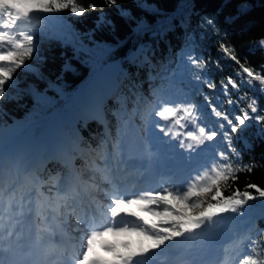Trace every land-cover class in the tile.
<instances>
[{
    "label": "snow or ice",
    "instance_id": "snow-or-ice-1",
    "mask_svg": "<svg viewBox=\"0 0 264 264\" xmlns=\"http://www.w3.org/2000/svg\"><path fill=\"white\" fill-rule=\"evenodd\" d=\"M133 2L137 8H151L141 0ZM106 3L113 7L117 0ZM88 7L95 10L94 4ZM253 7H264V0H257L256 5L245 0L237 6L238 16L247 14ZM62 10L75 16L85 12L76 0H0V99L11 98L6 86L14 85L13 74L22 68L34 71L26 61L34 54L39 58L38 45L45 35L43 26L34 30L22 26L31 22L33 13L45 14L37 18L46 20L48 14ZM120 15L135 19L124 9H120ZM103 23L107 21L102 20ZM206 25L214 28V20L207 19ZM145 27L143 21H138V30ZM34 35L39 38L34 39ZM219 46L224 56L240 66L237 76L241 82L229 77L221 85L222 94L231 106L236 102L231 99L229 87L239 91L243 84L252 81L264 84V72L258 74L241 64L234 48L223 39ZM252 47L264 50V38ZM186 67L196 85L215 90V83L203 75L207 62L201 56L189 53ZM196 91L203 94L199 87ZM153 95L155 100L144 118L142 150L125 147L129 143L126 139L129 125L136 115L134 110L127 120H121L111 157L104 156L103 169L86 161L87 175L72 170L67 175L50 173L43 180L33 173L24 154L0 153V264H148L150 254L179 241H198L195 251L203 252L217 240L222 218L229 214L243 215L247 202L264 200V189L255 184L246 185L242 192L236 189L231 195L223 194L230 180L235 182L239 173H251L259 166L255 162L242 164V154L233 143V134L239 140V134L250 125L264 124V115L255 98L240 113L230 114L222 112L212 97L203 94L218 121L207 126L202 123L204 116L196 103L165 100L155 91ZM90 118L101 122L105 119L99 106ZM258 135L264 138V130L258 131ZM221 137L224 147L216 144ZM163 145L182 151L186 174L181 179L176 178L175 171L161 175L160 187L156 189L138 188L135 181L125 183L131 175L142 178L154 171L155 159ZM209 156L207 162H200L201 157ZM97 173H102L101 179L107 187L97 182ZM45 184L46 193L41 190ZM248 189H254L256 195ZM101 192L103 200L96 195ZM133 207L136 211H129ZM56 236H60L59 241H54ZM105 236H135L141 242L135 249L128 242L105 244L102 247L109 258L100 259L94 254V244ZM261 236L264 230L258 229L255 234L234 237L233 251L223 249L224 256L218 264H264ZM189 252H193L191 244Z\"/></svg>",
    "mask_w": 264,
    "mask_h": 264
},
{
    "label": "trees",
    "instance_id": "trees-1",
    "mask_svg": "<svg viewBox=\"0 0 264 264\" xmlns=\"http://www.w3.org/2000/svg\"><path fill=\"white\" fill-rule=\"evenodd\" d=\"M141 2L151 8H137L133 0H117L113 7H109L106 0H76L79 6L85 8L83 14L75 16L68 10L56 14L73 29L80 39V45L74 46L60 40L51 30L44 31L45 35L38 45L39 58L34 54L32 59L26 61L34 71L18 69L13 74L14 85L6 86L11 98L0 99V125L16 121L26 125L42 119L29 126L25 140L32 145L40 139L43 144L46 129L43 118L55 111L56 115L64 116L71 109L78 110L72 98L65 106H62L63 101L102 66L117 61L119 66L113 71L111 80L114 88L105 90L98 85L97 92L110 142L97 122L85 120L78 114L72 124H62L72 137H78L81 146L92 152L96 159L93 162L101 169L105 154L110 156L109 144L113 145L117 139L121 120H127L135 110L136 115L131 123L141 129L145 112L155 100L153 91L157 94L165 91L177 93L184 102L190 100L196 103L204 116L202 123L207 126L215 125L218 121L203 94L212 97V102L222 112L230 114L240 113L255 98L260 113L264 115V92L260 91L264 89V84L259 81L245 83L239 91L229 87L231 99L236 103L228 104L221 85L227 83L229 77L240 83L237 76L240 66L224 56L219 46V41L223 39L234 48L241 64L251 67L258 74L264 72V50L252 47L264 38V7H253L247 14L238 16L237 6L245 0ZM247 2L256 5L257 0ZM89 4H94L95 10L90 9ZM120 9L126 10L135 19L120 15ZM207 19L214 20V28L206 25ZM102 20L107 23L101 24ZM138 21H143L146 28L138 30ZM24 28L36 29L31 22L26 23ZM38 38V35H34V39ZM189 53L201 56L207 62L203 75L215 83V90L206 85H196L186 67ZM244 79L247 80V77ZM197 87L203 94L197 93ZM260 130H264V124L250 125L239 134V140L233 134V143L242 154L241 163L255 162L259 166L251 173H239L235 182L230 180L224 188L225 196L236 189L244 191L248 184L264 189V138L258 135ZM216 144L224 147L222 137L218 138ZM77 161L84 164L79 158ZM36 171L44 180L48 179L50 173L61 172L65 175L66 172L62 164L46 159L44 150L41 151ZM42 190L45 193L48 191L46 184ZM248 191L256 195L254 189ZM244 210L249 215L241 235L264 230V200L249 201ZM260 239L264 240V236Z\"/></svg>",
    "mask_w": 264,
    "mask_h": 264
},
{
    "label": "rangeland",
    "instance_id": "rangeland-1",
    "mask_svg": "<svg viewBox=\"0 0 264 264\" xmlns=\"http://www.w3.org/2000/svg\"><path fill=\"white\" fill-rule=\"evenodd\" d=\"M45 14H40V13H33L32 16H36L35 19H32L31 23L33 24L34 27L38 28L39 26H43L44 31L47 30H51L60 40L68 42L73 44L74 46H78L80 45V39L79 37L76 35V33L73 31V29L71 27L68 26V24L60 17L57 16L56 14H48L47 15V19H38L37 17L39 16H43ZM25 25V24H24ZM24 25L22 27H24ZM100 73H97L95 75H93L90 79V81H88L86 84L87 86H85L83 83L78 87V89L75 91L74 94H72L71 96H69L67 99H65L63 101L62 106H65L66 103H68L70 101V99L72 98L75 101V105L78 106L80 104H78L77 102H83L85 103L84 107L80 108V106H78V110L76 109H71L68 113H66L64 116H60L59 114L56 115V111L53 112L52 114H50L49 116H51L50 118L45 117L43 118V120H45L46 123V129L49 130V128L51 127H63L62 124H72L73 122L76 121V117L75 115L78 114L80 117L84 118L86 115L83 113L84 112H89L90 114H92L89 110H91L92 107L97 108V106H99V99H98V85H102L104 87L105 90H109V89H113V84L111 83V77L106 78V77H102L99 75ZM85 86V88H84ZM82 88V90H81ZM82 91V92H81ZM85 94V95H84ZM160 96H166L168 99H179L180 101H183L184 99L182 97H180L177 93H161L159 94ZM86 107V108H85ZM149 111V110H148ZM42 120V119H40ZM40 120H33L29 123H27L26 125H23L21 122H10L6 125H0V146L3 144L4 140H9L11 138H13L14 136H19V139H16L17 142L19 140L24 139L26 136V130L29 128V126L31 124H34V122L36 121H40ZM130 127V133L133 132L134 126L132 124L129 125ZM135 132H133L134 134ZM128 135V134H127ZM162 135V134H161ZM21 138V139H20ZM137 139V143H138V147L139 149H142V145H141V140L140 137L137 135L136 136ZM167 139V138H165ZM16 142H14V150L18 152H21L26 150V151H40L39 146H40V139L33 145V146H26V147H22L20 146V142L17 143V145H19V148L16 150ZM39 149V150H38ZM35 153V152H32ZM112 154V147L110 148V156L111 157ZM159 154L160 157L162 159V162L164 163V165H168L169 163H171V165H174L177 162V157H176V153L174 152V150H172L169 146L167 145H163L160 147L159 150ZM211 157H204L203 160L204 162H207V159H210ZM92 159L93 161H96V159L93 157L92 155ZM92 161V162H93ZM92 162H87L89 164H91ZM80 171H84L85 174H89L86 171V163L85 166L83 164H81V166L78 167ZM169 169H166V171L168 172ZM173 170V169H171ZM176 171V178L179 179L180 177H177L179 174V170L175 168ZM101 175L102 173H97V181L101 182V184H103V187H107V185H105L101 179ZM100 195H102V197L100 198L101 200L104 199L103 197V193H99ZM140 215H145L143 213H140ZM248 212L247 211H243V215H234L237 218V222L240 225V227L243 228L245 227V221H247L248 218ZM145 218L148 219L149 221L152 220L151 217H148L145 215ZM134 219V218H133ZM242 230L239 232V235H241ZM124 242H128L130 243L131 247L133 249H135L136 247H138L139 243L141 242V238L135 237V236H125V237H121V238H115L113 240V244H117L120 245ZM145 244V246L147 245V242L144 241L143 242ZM235 246V242L231 245V248H229V252H231L233 250ZM159 252H164L166 251L165 247H163L162 249L156 250ZM107 255H109L107 253ZM167 258V251L164 257L161 258H157L154 256H149V261L148 264H163V261Z\"/></svg>",
    "mask_w": 264,
    "mask_h": 264
},
{
    "label": "bare ground",
    "instance_id": "bare-ground-1",
    "mask_svg": "<svg viewBox=\"0 0 264 264\" xmlns=\"http://www.w3.org/2000/svg\"><path fill=\"white\" fill-rule=\"evenodd\" d=\"M91 78V77H90ZM89 78V79H90ZM88 81H90V80H88ZM88 81H85V82H83V84L85 85V86H87V84L89 83ZM88 82V83H87ZM87 83V84H86ZM85 86H84V88H85ZM81 90H82V88H81ZM82 92V91H81ZM84 107V106H83ZM86 108V107H85ZM100 108V107H99ZM96 110V108L95 107H92L91 108V110H89L91 113H93L94 111ZM19 136H14L13 138H11V139H9V140H4V142H3V144L1 145V148H2V150L0 151V153H3L4 155H12V154H17V153H21V152H18V150H17V140L16 139H19L18 138ZM135 137H136V135L135 134H133V132L131 133V135H130V144H133L134 145V148L137 146V141H136V139H135ZM21 139V138H20ZM14 142H16L15 144H16V150L17 151H15L14 150ZM32 152H35V153H32ZM22 154H24V156L28 159V161H29V163H30V168H31V170L33 171V173L34 174H36L34 171H35V164L37 163V160H35L36 159V156H37V154H38V151L37 150H33V151H26V150H24V151H22ZM72 170H75V168L74 167H72V169L70 170V171H72ZM69 172V171H68ZM98 183H100V185H101V187H103V184H101V182H99V181H97ZM106 187V186H105ZM97 196H98V198L100 199L101 197H102V195H100L99 193H97L96 194ZM72 223H74V220L72 221ZM236 230H238L237 228H236ZM165 254H166V251H164V252H159L158 253V251H155V252H153L152 254H151V256H154V257H157L158 259L159 258H161V257H164L165 256ZM109 258V257H108ZM108 258H106V259H108Z\"/></svg>",
    "mask_w": 264,
    "mask_h": 264
}]
</instances>
